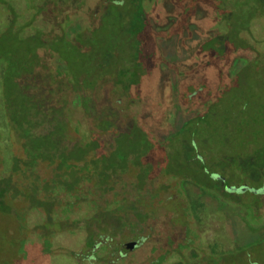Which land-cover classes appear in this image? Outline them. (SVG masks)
Instances as JSON below:
<instances>
[{
	"label": "flooded vegetation",
	"instance_id": "flooded-vegetation-1",
	"mask_svg": "<svg viewBox=\"0 0 264 264\" xmlns=\"http://www.w3.org/2000/svg\"><path fill=\"white\" fill-rule=\"evenodd\" d=\"M244 70L263 0H0V264H264Z\"/></svg>",
	"mask_w": 264,
	"mask_h": 264
},
{
	"label": "rangeland",
	"instance_id": "rangeland-1",
	"mask_svg": "<svg viewBox=\"0 0 264 264\" xmlns=\"http://www.w3.org/2000/svg\"><path fill=\"white\" fill-rule=\"evenodd\" d=\"M104 10V9H103ZM150 14V13H149ZM107 29V28H106ZM105 29V30H106ZM121 40L120 42H123L124 40L123 39H126L128 42L129 40L126 38V36L123 34L121 36ZM131 43V42H130ZM126 44H129L126 42ZM135 44V40L132 41V43L130 44V46H134ZM122 62V61H121ZM120 66H124L123 63L120 64ZM131 65H125L124 67H127V68H130ZM113 66H110V68H112ZM161 68V64H158V69ZM253 69V68H251ZM143 71V70H142ZM90 73V72H89ZM97 74L101 75V76H104V73L102 72H98ZM249 74V72L247 70H244L242 71V73L240 74L239 76V80H237V89L235 90H239V89H242L243 91H246L248 94L252 95V100L257 102V105H261L263 108H264V96H262V94H264V92L262 91H259L261 90L263 87H264V81H263V77L261 75H256L255 79L253 80H246L245 77ZM241 80V82H240ZM231 89H229L228 91H230ZM233 90V89H232ZM254 93H253V92ZM260 94V95H259ZM231 95V94H230ZM260 99V100H259ZM259 102V103H258ZM255 106V105H254ZM256 108H258L257 106H255ZM258 109H261L260 107ZM2 110V107H0V111ZM255 112L253 111L252 115L254 114ZM209 138V137H208ZM212 141H211V145H210V148H213L214 149V146H215V142H217L216 140L218 139L217 136H214V139L211 137ZM215 141V142H214ZM218 150V149H216ZM220 151H217L215 153L212 154V157H214L216 154H218ZM188 153L189 150H188ZM217 158H215V161Z\"/></svg>",
	"mask_w": 264,
	"mask_h": 264
},
{
	"label": "trees",
	"instance_id": "trees-1",
	"mask_svg": "<svg viewBox=\"0 0 264 264\" xmlns=\"http://www.w3.org/2000/svg\"><path fill=\"white\" fill-rule=\"evenodd\" d=\"M263 6H264V0H263ZM14 118H16V116L12 117V120H13V122H14L13 125H14V126H16V125L19 126L18 123H17V122H19V120H16V119H14Z\"/></svg>",
	"mask_w": 264,
	"mask_h": 264
}]
</instances>
